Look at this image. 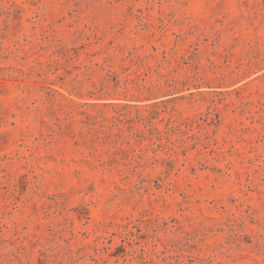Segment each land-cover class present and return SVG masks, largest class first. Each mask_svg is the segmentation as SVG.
Instances as JSON below:
<instances>
[{"label": "rangeland", "instance_id": "374dc122", "mask_svg": "<svg viewBox=\"0 0 264 264\" xmlns=\"http://www.w3.org/2000/svg\"><path fill=\"white\" fill-rule=\"evenodd\" d=\"M0 264H264V0H0Z\"/></svg>", "mask_w": 264, "mask_h": 264}]
</instances>
